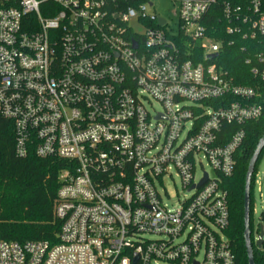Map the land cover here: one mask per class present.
I'll return each instance as SVG.
<instances>
[{
	"label": "built area",
	"instance_id": "2783aa9c",
	"mask_svg": "<svg viewBox=\"0 0 264 264\" xmlns=\"http://www.w3.org/2000/svg\"><path fill=\"white\" fill-rule=\"evenodd\" d=\"M171 1L175 26L152 0H0V118L17 156L65 161L56 241L0 239V264H236L225 180L264 113V0Z\"/></svg>",
	"mask_w": 264,
	"mask_h": 264
},
{
	"label": "trees",
	"instance_id": "16d2710c",
	"mask_svg": "<svg viewBox=\"0 0 264 264\" xmlns=\"http://www.w3.org/2000/svg\"><path fill=\"white\" fill-rule=\"evenodd\" d=\"M261 49L264 50V47ZM227 60L231 74L239 82L255 85L249 68L239 54H233ZM258 84L260 102L264 108V82ZM246 131V138L235 155V173L225 180L231 223L226 234L231 240L236 264H249L244 241L245 179L250 159L264 135V113L260 119L249 122ZM14 132L12 122L0 118V239L55 242L60 223L54 217V203L60 187L59 175L65 167V161L39 158L33 153L27 157L17 156ZM253 184L252 180V188ZM262 216L264 220V212ZM254 249L256 264H264V253L255 246Z\"/></svg>",
	"mask_w": 264,
	"mask_h": 264
},
{
	"label": "rangeland",
	"instance_id": "374dc122",
	"mask_svg": "<svg viewBox=\"0 0 264 264\" xmlns=\"http://www.w3.org/2000/svg\"><path fill=\"white\" fill-rule=\"evenodd\" d=\"M154 3L153 11L155 10L157 14L169 20L172 26L177 24V16L175 13V5L171 0H152ZM153 108L155 110H160L161 105L153 101ZM204 168L206 171H212L209 164L204 161ZM202 172L201 168L199 174ZM253 177V188H252V230L255 231L257 224L259 223L261 213L264 210V152L260 156L256 169L254 171ZM164 190L167 191L170 202L176 203L178 198L183 194V187L180 177L173 172V177H168L164 179ZM254 236V234H253Z\"/></svg>",
	"mask_w": 264,
	"mask_h": 264
},
{
	"label": "water",
	"instance_id": "95a60500",
	"mask_svg": "<svg viewBox=\"0 0 264 264\" xmlns=\"http://www.w3.org/2000/svg\"><path fill=\"white\" fill-rule=\"evenodd\" d=\"M264 149V135L261 137L253 156L250 159L248 170L245 179V191H244V241L247 251L248 263L256 264L255 262V249L252 242V229H251V190H252V180L253 173L255 171L256 164L259 157ZM264 236V229H261L259 239L256 242L258 248H261Z\"/></svg>",
	"mask_w": 264,
	"mask_h": 264
}]
</instances>
